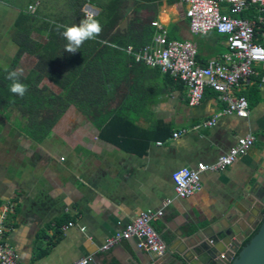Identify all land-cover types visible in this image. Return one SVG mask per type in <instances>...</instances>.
<instances>
[{
    "label": "crops",
    "instance_id": "crops-1",
    "mask_svg": "<svg viewBox=\"0 0 264 264\" xmlns=\"http://www.w3.org/2000/svg\"><path fill=\"white\" fill-rule=\"evenodd\" d=\"M65 3L0 0V66L7 65L16 51L14 25L21 10L34 5L30 11H39L52 23L72 22L75 18L70 15L64 18ZM87 8L99 11L90 3L83 10ZM132 9L131 5L129 14ZM185 9L180 0H160L156 11L143 9V15H154L153 21L171 38L180 35L196 42L197 59L206 65L227 51L226 36L217 31L192 33ZM258 14L252 6L242 15ZM41 30L33 29L31 37L43 46L49 36ZM255 41L264 45V26ZM80 49L87 57L74 73L78 76L88 64L95 72L94 91L79 96L43 139L29 133L28 121L17 109L0 113V205L14 204L7 240L19 254L18 264H71L82 257H91L88 264H183L179 252L189 253L204 240L211 242L237 221L238 209L256 202L251 190L264 187V69L257 66L252 83L235 90L247 96L248 116L223 113L209 127L203 123L225 107L218 92L207 88L202 102L190 106L185 84L159 68L136 62L127 53L101 50L92 42H84L77 52ZM12 51L5 61L6 52ZM62 53L68 60L72 56L65 47ZM68 60L62 63L65 70ZM37 61L26 52L16 70L26 75ZM40 86L63 92L47 76ZM248 134L255 136L254 145L236 162L220 171L203 172L200 191L177 196L175 170L213 164ZM149 209L164 210L153 226L167 245L165 254L140 250L133 240L101 251L108 236Z\"/></svg>",
    "mask_w": 264,
    "mask_h": 264
},
{
    "label": "built area",
    "instance_id": "built-area-1",
    "mask_svg": "<svg viewBox=\"0 0 264 264\" xmlns=\"http://www.w3.org/2000/svg\"><path fill=\"white\" fill-rule=\"evenodd\" d=\"M186 5L185 17L189 29L194 34H206L217 31L226 36L227 51L209 61L199 63L198 46L189 39H175L158 21L152 24L158 29L150 43L135 48L128 45L126 51L134 61L159 68L162 73L181 80L188 88V104L199 105L206 89L219 93L225 107L213 118L205 121L204 126H214L217 117L223 113H235L246 117L250 103L245 94H236L235 90L250 85L252 77L257 74V66L264 69V45L255 41L256 34L264 26V0H180ZM252 6L258 8L259 14L254 18L243 16V12ZM34 5H29V10ZM95 15L87 8L85 18ZM264 79V77H263ZM199 126V125H198ZM179 133H174L178 137ZM255 136L248 134L238 138L237 143L227 153L222 154L213 164H200L197 168L182 167L172 173L174 190L178 197L186 198L202 188V173L220 171L232 165L254 145ZM170 203V199L166 201ZM14 212V204L0 205V264H18L19 254L7 240L10 230L8 217ZM164 210L142 211L125 228L108 236L101 246L105 252L124 240L135 241L137 247L146 252L163 255L167 245L153 226V221L161 218ZM68 226H64V229ZM91 257H82L71 264H88Z\"/></svg>",
    "mask_w": 264,
    "mask_h": 264
},
{
    "label": "trees",
    "instance_id": "trees-1",
    "mask_svg": "<svg viewBox=\"0 0 264 264\" xmlns=\"http://www.w3.org/2000/svg\"><path fill=\"white\" fill-rule=\"evenodd\" d=\"M157 1L160 0H145V3L142 0H66L64 18L70 15L69 17L75 18L74 21L81 22L80 19H86V12L83 10L86 4L97 6L99 11L93 18L102 24V32L96 39L86 40L85 43L89 45L92 42L101 50L109 48L113 53L121 55L127 53L134 60L126 51V47L133 45L137 49L151 42L156 32V27L152 24L155 16H144L143 9L156 11ZM167 1L173 3L175 0ZM131 5L133 9L129 14ZM250 11L252 7L245 12ZM74 21L57 19L52 23L40 17L39 11L21 10L14 25L13 43L17 48L11 61L5 66L9 71L18 72L16 67L24 53H31L38 58L35 67L28 74L18 72L20 82L28 86L23 97L10 91L12 81L7 79L5 66H0V113L17 109L27 119L29 133L36 139H43L67 108L79 100V96L94 91L91 79L95 72H92L88 64L81 69L78 76L74 73V69L81 68L78 64L82 65L83 61H86L87 53L80 49L81 52L71 53L69 60L63 57L62 48L66 46L67 41L62 32L64 26H71L75 24ZM123 21L126 22L124 26ZM33 29L47 31V44L42 46L31 37ZM64 60H68L67 70L62 66ZM92 61L93 59L88 63ZM45 76L62 87L63 92L56 94L47 86H40ZM248 241L249 238L245 243Z\"/></svg>",
    "mask_w": 264,
    "mask_h": 264
},
{
    "label": "water",
    "instance_id": "water-1",
    "mask_svg": "<svg viewBox=\"0 0 264 264\" xmlns=\"http://www.w3.org/2000/svg\"><path fill=\"white\" fill-rule=\"evenodd\" d=\"M258 188V186L256 185ZM252 189L256 202L238 209L237 221L213 240L195 243L179 252L183 264H264V187ZM249 241L245 243L246 239ZM165 242V241H164ZM139 249V248H138ZM171 249H174L171 246ZM141 250V249H140ZM160 256V255H159Z\"/></svg>",
    "mask_w": 264,
    "mask_h": 264
},
{
    "label": "clouds",
    "instance_id": "clouds-1",
    "mask_svg": "<svg viewBox=\"0 0 264 264\" xmlns=\"http://www.w3.org/2000/svg\"><path fill=\"white\" fill-rule=\"evenodd\" d=\"M102 32V24L98 19L91 16L82 20L79 24L71 26H64L62 32L67 44L65 50L69 53H75L86 40L96 39ZM4 71L7 72V79L12 81L10 91L21 97L26 93L28 86L19 80V73L16 71H9L5 66Z\"/></svg>",
    "mask_w": 264,
    "mask_h": 264
},
{
    "label": "rangeland",
    "instance_id": "rangeland-1",
    "mask_svg": "<svg viewBox=\"0 0 264 264\" xmlns=\"http://www.w3.org/2000/svg\"><path fill=\"white\" fill-rule=\"evenodd\" d=\"M125 24H126V22L123 21V22H122V26H124ZM176 37H177V39H182V37H180V35H177ZM13 51H14V50H13ZM13 51H12V52H6L5 61H6V60L8 61V60L11 58V56H12L13 53H14ZM6 63H7V62H6Z\"/></svg>",
    "mask_w": 264,
    "mask_h": 264
}]
</instances>
